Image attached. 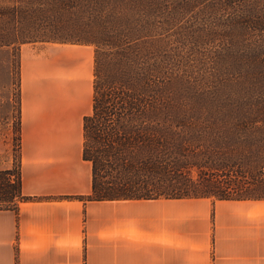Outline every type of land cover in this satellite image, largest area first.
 I'll list each match as a JSON object with an SVG mask.
<instances>
[{"label": "trees", "instance_id": "trees-1", "mask_svg": "<svg viewBox=\"0 0 264 264\" xmlns=\"http://www.w3.org/2000/svg\"><path fill=\"white\" fill-rule=\"evenodd\" d=\"M236 1L222 0L219 6L231 10ZM201 3L0 0L1 17L18 12L23 17L21 34L0 39V46L16 47L18 52L23 45L38 43L95 47L93 109L83 125V159L92 165L93 177L92 193L85 198L88 201L264 200L263 190L236 194L228 191L232 185L264 186V178L262 181L257 173L262 165L264 172V158H260L264 134L263 138L248 134L256 123L264 121V103L234 102L228 97L212 103L215 99L211 95L208 104L197 102L193 89L186 91L183 79L172 73L181 69L180 53L168 47L165 35L159 37L173 28L181 15L196 11ZM213 8L207 7L210 11ZM69 14L77 17L74 23L62 19ZM81 18L84 31L74 30L73 24ZM235 24L244 32L264 33V12L262 17L243 8ZM46 26L51 31L40 33L39 29ZM198 34L199 30H194L182 36L192 38L197 46L216 37L231 39L228 35ZM19 129L21 133V123ZM243 138L245 141H241ZM203 142L214 149L206 145L203 152ZM253 145L256 147H250ZM238 169L251 171L238 173ZM226 170L240 181L232 185L221 181L220 173ZM0 183L5 191L0 197V204L5 205L2 208H16L17 200H30L22 195L21 173L1 171Z\"/></svg>", "mask_w": 264, "mask_h": 264}, {"label": "crops", "instance_id": "crops-1", "mask_svg": "<svg viewBox=\"0 0 264 264\" xmlns=\"http://www.w3.org/2000/svg\"><path fill=\"white\" fill-rule=\"evenodd\" d=\"M52 45L21 51L22 195L30 200L0 211V264H264V200L85 199L94 53Z\"/></svg>", "mask_w": 264, "mask_h": 264}, {"label": "rangeland", "instance_id": "rangeland-1", "mask_svg": "<svg viewBox=\"0 0 264 264\" xmlns=\"http://www.w3.org/2000/svg\"><path fill=\"white\" fill-rule=\"evenodd\" d=\"M221 1L202 0L196 11L181 15L173 28L171 27L162 32V35H159L161 39L165 35L163 37L164 42L168 43L171 50L176 49L182 57L181 69H175L172 73L183 79V84L187 86L186 91L193 89L194 94L197 96V102L201 104L209 103L208 95L215 99L212 103L223 102V99L227 97L233 99L234 102L239 99L241 103H264V33L263 31L253 33L248 30L244 32L240 25L235 24L243 8H249L251 12L261 13L263 17L264 1L237 0L235 8L231 10L219 6ZM211 6L214 7V11L207 9ZM22 19L20 12L6 17L0 16V39H13L9 35H20ZM33 19H35L34 22L42 25L37 18ZM62 19L71 20V23H74L77 17L74 18L72 14H69V17L64 16ZM81 21L82 18L80 22L73 24L74 30L84 31L83 27L80 26L83 23ZM39 30L40 33L47 34L51 31V28L46 26ZM194 30H199V37L217 34L228 35L231 39L216 37L212 41L209 40L197 46L192 38L184 39L182 36L186 31L192 32ZM27 45L22 47L30 50L34 49L37 52L57 47L42 43ZM82 47H91V49L85 48V51L91 50L94 53V46ZM21 51L22 48L18 52L16 47L0 46V172L13 171L16 174L21 173V142H19L21 133L18 132L21 123ZM189 100L187 98L188 103ZM255 126V128L248 131V134L263 138L264 128L260 131L257 129H262L264 121L256 123ZM247 139H249V136H247ZM241 141H245L244 138ZM201 145L204 147L202 151L205 152L207 142H203ZM207 147L214 149L210 145H207ZM200 156L204 158L202 153ZM260 158L262 160L264 158L263 150ZM250 171L251 169L242 171L238 169L237 172L247 173ZM203 173L206 174V170ZM257 173L262 176L260 179L263 181V165L261 169L257 170ZM220 174L222 175L220 180L227 184L240 181L235 177V173L233 174L229 170ZM192 176L196 179V172H193ZM12 180H15V178H12ZM1 185L2 183H0V197L5 192ZM223 187L227 189L226 185ZM257 190H263L264 196V186L261 185H232L228 188V191L232 194H236L238 191L239 193H246ZM19 202L22 201L17 200L16 208L11 207L7 210L17 211ZM3 206L5 207L4 204H0V211L6 210L2 208Z\"/></svg>", "mask_w": 264, "mask_h": 264}]
</instances>
